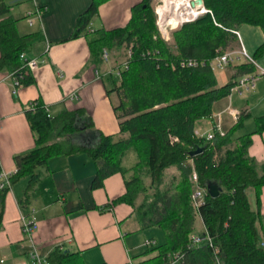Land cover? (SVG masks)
Masks as SVG:
<instances>
[{
    "label": "trees",
    "instance_id": "trees-1",
    "mask_svg": "<svg viewBox=\"0 0 264 264\" xmlns=\"http://www.w3.org/2000/svg\"><path fill=\"white\" fill-rule=\"evenodd\" d=\"M107 1L92 0L76 19L71 38L85 36L96 66L103 63L104 49L125 48L127 56L130 54L126 67L119 65V76L108 73L107 77L111 84L108 93L114 91L120 98L113 107L120 125L119 136L95 131L91 120L83 118V111L52 116L37 103L33 111L25 110L34 147L16 155L17 171L10 178L11 184L27 177L29 190L39 180L37 168L50 158L87 153L97 167L91 189L102 187L112 174H121L126 180V192L108 206L128 204L141 230L158 226L165 233L163 243L157 242L143 252L155 255L135 264H169L168 255L173 253L182 255L177 264H264V249L260 247L264 240L260 201L264 162L258 165L248 156L252 135L264 131V115L255 118L256 130L243 136L235 133L243 127L248 114L241 115L223 135L215 127L211 139L195 134V123L212 119L213 105L231 95L235 78L255 73L256 66L250 62L229 64L238 74L218 86L209 62L238 40L233 29L249 24L259 27L264 36V0H203L205 13L173 31L172 45L159 32L150 0L133 5L128 23L121 28L90 32L93 17ZM170 1L174 0H165L164 4ZM11 6L0 0V72H15L26 86L34 81L32 73L21 69L20 55H29L34 44L44 38L42 31L20 35L16 27L19 19L10 15ZM162 10L159 7L156 13ZM255 51L252 58L257 61L264 56V41ZM190 60L198 66L181 65ZM83 131L92 133H84L80 141L76 140ZM197 148L204 151L191 156ZM130 150L136 162L125 167L123 161ZM169 168H174L177 176L165 183ZM193 171L200 187L206 189L213 182L221 190L216 198L206 193L196 209L192 203L195 188L190 181ZM250 187L255 189L254 208L246 194ZM8 191L7 187L0 188V227ZM141 194L143 201L137 207ZM197 215L205 228L202 236L211 238L212 245L203 241L190 246ZM46 260L47 264H85L78 253L65 250H55Z\"/></svg>",
    "mask_w": 264,
    "mask_h": 264
},
{
    "label": "crops",
    "instance_id": "crops-1",
    "mask_svg": "<svg viewBox=\"0 0 264 264\" xmlns=\"http://www.w3.org/2000/svg\"><path fill=\"white\" fill-rule=\"evenodd\" d=\"M5 1L12 5L10 15L15 19L26 18L27 21L28 15L34 14L38 8L42 11L39 18L29 17L33 20L32 25L27 21L29 27L36 26L35 30L24 29L19 32L17 28V31L20 35L42 31L44 40L35 43L29 55L45 60L38 70L32 72L34 82L23 86L15 96L11 93L13 87L10 74L0 72L1 170L15 172L16 155L27 153L34 147V134L25 114L29 102L46 106L52 116L64 111H83V118L91 120L95 131L118 137L120 125L113 107L118 105L120 98L114 91L108 93L111 86L107 77L111 67L104 63L100 66L93 64L84 35L71 38L75 32L76 19L92 4V0ZM141 2L143 0H108L93 17L90 32L96 29L121 28L128 23L133 5ZM97 19L100 26L96 24ZM236 31L250 56L264 41L259 27L244 24ZM237 47L239 48V44ZM256 63L264 68V56ZM235 64L242 62L232 63L231 66ZM222 71L227 73L223 74ZM214 74L217 84L221 86L238 73L235 68L228 66L214 71ZM242 77L238 75L235 79L239 81ZM213 108L212 119L196 121L195 134L198 137L214 130V127L227 132L238 122L241 115L248 114L239 130L241 131L248 119L255 120L264 115V76L256 83L254 90L241 94L233 92L216 102ZM228 109L237 110V118H233ZM256 111H260V114H253ZM77 121L79 124V120ZM255 130L256 124L255 129L249 132ZM80 133L76 140L80 141L84 133L92 132ZM248 156L258 165L264 162V131L262 134L252 135ZM96 169L87 153L57 155L37 168L39 180L29 190L27 177L11 185L6 193L5 212L0 227L1 263L32 264L28 254L29 247L21 232L22 214L33 216L38 224L33 238L38 254L46 264L47 256L55 250L78 253L85 264H135L131 256L137 254L140 247L130 235L141 229L138 221L134 219L133 207L128 204L108 206L113 199L125 194L126 180L121 174L114 173L105 180L102 187L92 190ZM260 201L261 215L264 217V188ZM196 218L194 232L202 236L205 228L200 216L197 215ZM197 221L201 230L196 227ZM154 255L144 256L138 261Z\"/></svg>",
    "mask_w": 264,
    "mask_h": 264
},
{
    "label": "built area",
    "instance_id": "built-area-1",
    "mask_svg": "<svg viewBox=\"0 0 264 264\" xmlns=\"http://www.w3.org/2000/svg\"><path fill=\"white\" fill-rule=\"evenodd\" d=\"M206 10H202V12H205ZM41 10L38 8L37 11L30 15V16H36L37 18L40 17L41 14ZM28 15V23L29 25L33 24V20L32 18ZM233 33H235L236 37L239 39L238 43H239V48L238 50L236 49H232L231 51H225L224 54L218 55V57H216L215 59L211 60L209 62V66H211V70L214 72L218 69H224L226 67H228L229 64L232 63H245L246 62H250L251 64L255 65L256 67V71L254 74H246L244 75L242 78H240L239 81H236V84L233 86V88L231 89V93L233 92H237V93H242V92H247L248 90H254L256 83L258 81H260L261 77L264 76V68H262L260 65H258L256 63V61L253 60L252 56H250L249 52L242 46L241 44V38L239 37L238 32L236 31V29L232 30ZM129 52H128V56H129ZM101 59L102 62L104 64H108L110 56H109V51L107 50H103L102 55H101ZM130 57V56H129ZM20 59L22 60V66L21 69L25 70L26 72H34L36 70L39 69L40 65L44 62L45 59L41 58V57H32L30 55H28L26 52L20 55ZM184 67H191V66H198L197 63L194 60H190L187 62H184L181 64ZM123 67H126V61L123 63ZM122 70L120 69H113L110 68L108 73H113L117 76H119V73ZM97 73V72H96ZM10 76V80H11V85L13 87L11 93L12 95H17L18 91L23 88V85L21 83V78L20 76H17V74H15V72H12V74L9 75ZM37 107V103L36 102H29L27 104L26 109L28 110H34ZM45 107V110L48 112V109ZM228 113L233 116V118H237V116L239 115L237 110H231L228 109ZM216 132L219 133V135H223L224 131L221 130V128L219 129L218 127L215 128ZM213 130L212 131H208L205 134H201L199 138H205L207 139H211L214 137L213 135ZM17 171V170H16ZM15 171V172H16ZM15 172H10L7 173V171H3L0 173V188L3 189V187H7V189H10L11 187V181L10 178L12 177V175ZM198 175L196 172L193 171L192 175H191V179L190 181L192 182V184L194 185L195 188V193L192 195V203L194 204V208L196 209L198 206H201L203 203V198L205 196V194L207 193L206 189H203L202 187L199 186L198 184ZM20 225L21 226V232L22 235L24 236V240L27 243L28 247H29V258L32 261V264H46V261L42 258H40L39 256V251L36 248V244L34 242L33 238V234L34 232L37 230V225L35 222V219L33 216L31 217H27L25 215L20 216ZM203 241H207L210 245H212L211 243V238H209L208 236H201L199 234L197 235H192L191 236V243L190 246L191 247H196L198 244L202 243ZM157 241L153 240V239H149V240H144L142 242V245L147 247V248H151L156 246ZM261 248L264 249V241L261 242L260 245ZM215 253H217V249H215ZM182 259V255L177 253V254H170L168 255V260H169V264H177L178 262H180Z\"/></svg>",
    "mask_w": 264,
    "mask_h": 264
},
{
    "label": "rangeland",
    "instance_id": "rangeland-1",
    "mask_svg": "<svg viewBox=\"0 0 264 264\" xmlns=\"http://www.w3.org/2000/svg\"><path fill=\"white\" fill-rule=\"evenodd\" d=\"M164 1L165 0H150L149 2H150V5L152 6V8L154 9V11H155V14H156V19H157V26L159 27V32L161 31V33L160 34H162L161 36L165 39V40H167L168 42V44H170V45H172V43L174 42L173 40H172V37H171V34H172V32L173 31H175L177 28H179V27H182L184 24H186V23H189V21H192V20H196L198 17H200V16H202V14L201 15H199L197 18H194V19H192L193 17H194V15H190V16H187L186 14L185 15H183L182 16V18L180 19V21H182L181 23V25L179 24L180 22H177L178 24H176V26L174 27L173 26V24H174V22H176L177 20H176V13L175 12H177V10H180V8H177V7H175L176 5V3H174L175 2V0L174 1H170L171 3H174L173 5H168V4H164ZM192 1H194V0H190V2H192ZM169 2V3H170ZM184 2V1H183ZM181 0L178 2L179 4H177V6H180L182 3H183ZM166 6H171V7H169V9H166L167 7ZM159 7H163V10L164 9H166L167 11H165V13L166 14H168V16L166 17V19L164 18L163 20L161 19V16H159V15H157V13H156V10H157V8H159ZM175 8V9H174ZM162 10V11H163ZM161 12V11H160ZM160 12H158V13H160ZM199 13H200V10L198 11ZM205 13V12H204ZM173 17V18H172ZM167 18H168V20H167ZM26 18H24V19H21V20H19L18 21V25H17V28H18V31L19 32H21V30H31V31H33V30H35L36 29V26L35 27H29V25H28V23H27V21L25 20ZM183 19V20H182ZM189 20V21H188ZM167 21H172V22H169V23H167ZM174 21V22H173ZM170 23H172V24H170ZM96 24L98 25V26H100V21L97 19V21H96ZM170 24V25H169ZM167 25V26H166ZM167 27V28H166ZM239 40V39H238ZM238 40L237 41H235L236 43H233V44H231V46L226 50V51H231L232 49L234 50V49H236V50H238ZM241 44H242V46L244 47V45H243V43H242V41H241ZM246 49V48H245ZM247 50V49H246ZM109 51V56H110V59H109V62H108V64H107V66L109 65L111 68H113V69H117L118 67H119V65L121 66L122 65V63H124L125 61H126V59H127V51H126V49L125 48H121V50L120 51H116V50H114V51H110V50H108ZM30 53H32V51H30ZM223 72V71H222ZM220 73V72H219ZM225 73H227V72H223V74H225ZM108 84L109 85H111L110 84V81L108 82ZM109 85H108V87H109ZM220 85V84H219ZM218 85V86H219ZM253 114H260V111H256L255 113H253ZM206 122H209V121H206ZM255 120L254 119H252V118H250V119H248V122L246 123V125H245V127H244V129H242L241 131H239V132H237L236 134H237V136L239 135V136H242V135H245L246 133H248L249 131H253L254 129H255ZM129 153H127V155L125 156V159H124V162H123V165L124 166H127V167H132V166H134V164H135V162H136V160H135V155H134V152L133 151H128ZM173 169V168H172ZM128 176H129V174H128ZM174 176H177V172H176V170L175 169H173V170H171V169H168L167 170V172H166V175H165V178H166V180H164L165 181V183H167L170 179H171V177H174ZM246 194H247V196H248V198H249V200H250V202H251V206H252V208H254L255 207V204H256V202H255V196H254V189L253 188H251L250 187V189H248V191H246ZM142 201H143V195L141 194L138 198H137V200H136V206L137 207H141V203H142ZM196 227L197 228H199L200 227V223L197 221V223H196ZM200 229V228H199ZM201 230V229H200ZM197 232L198 233H200L199 232V230H197ZM164 235H165V233H163V231L158 227V226H155V227H153V228H150V229H142L141 231H139V232H137V233H135V234H131L130 236L132 237V239H133V241H135V242H137V245L140 247V249H138V251H137V254H133V252H131L133 255L131 256L132 257V260L134 261V262H139L138 260L140 259V258H143L144 256H147V255H142L143 254V252L146 250V249H148L147 247H144V246H142V242L144 241V240H149V239H153V240H155V241H157L158 243H163L164 242V240H165V237H164ZM193 235H196V233H194ZM141 254V255H140ZM176 254V253H175ZM150 255H152V253L151 254H149L148 256H150ZM137 256H141V257H137ZM147 256V257H148Z\"/></svg>",
    "mask_w": 264,
    "mask_h": 264
},
{
    "label": "bare ground",
    "instance_id": "bare-ground-1",
    "mask_svg": "<svg viewBox=\"0 0 264 264\" xmlns=\"http://www.w3.org/2000/svg\"><path fill=\"white\" fill-rule=\"evenodd\" d=\"M183 3L180 5V6H177V4H179L178 2L179 1H175L174 3H176L175 5V7H177V8H180V10H177V12H175L176 14V22H174V24H173V26L175 27L176 26V24H178L177 22H180L179 24L181 25L182 23V21H180V19L182 18V16L183 15H187V16H190V15H194V17L192 18V19H194V18H197L199 15H201L202 13H204V12H202V9H203V7H201L199 4H196V5H192V2H190V0H181ZM195 1V0H194ZM174 3H168V5H173ZM167 8L166 9H169V7H171V6H166ZM166 9H164L163 11H161L160 13H157V15H159V16H161V19L163 20L164 18L166 19V17L168 16V14H166L165 13V11H167ZM175 9V8H174ZM200 10V13L198 12ZM173 18V17H172ZM167 20H168V18H167ZM183 20V19H182ZM189 21V20H188ZM169 22H172V21H167V23H169ZM170 24H172V23H170ZM169 24V25H170ZM167 26V25H166ZM167 28V27H166ZM161 32V31H160Z\"/></svg>",
    "mask_w": 264,
    "mask_h": 264
},
{
    "label": "water",
    "instance_id": "water-1",
    "mask_svg": "<svg viewBox=\"0 0 264 264\" xmlns=\"http://www.w3.org/2000/svg\"><path fill=\"white\" fill-rule=\"evenodd\" d=\"M199 4L201 7H203L202 10H204V6H203V0H195L192 2V5H196ZM202 151H204L203 148H197L194 152L191 153V156H194L196 154H200ZM207 194L210 195L213 198H216L219 193L221 192L220 188L213 182H209V184L207 185Z\"/></svg>",
    "mask_w": 264,
    "mask_h": 264
}]
</instances>
